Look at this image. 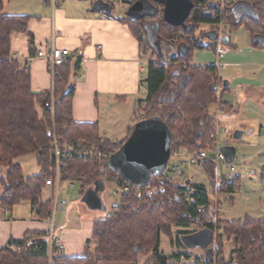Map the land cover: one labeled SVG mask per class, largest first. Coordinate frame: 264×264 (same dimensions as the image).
I'll return each instance as SVG.
<instances>
[{
	"label": "trees",
	"instance_id": "trees-1",
	"mask_svg": "<svg viewBox=\"0 0 264 264\" xmlns=\"http://www.w3.org/2000/svg\"><path fill=\"white\" fill-rule=\"evenodd\" d=\"M135 1L126 0L128 5ZM244 1L257 13L258 20L254 22L247 17L237 16L230 10L231 5L226 8L229 10L227 23L231 31L243 25L251 37L264 35V0ZM205 8L206 4L194 5L186 20V23L193 25L189 34L180 26L169 25L163 18L154 21V33L158 40L169 41L172 35H178L175 45L185 43L187 46L186 54L173 55L168 59L164 57V61L160 60L150 39L153 32L148 29L147 18L126 19L139 42L141 54V45L144 43L156 56L155 60L150 59L146 64V95L135 101L133 115H137V109L142 106L149 110L135 123L157 118L166 124L170 133L169 158L181 151L209 152L212 151L211 147L214 150L210 134L215 128V117L210 113L209 107L217 104L213 84L218 81L222 83L223 80L213 63L200 65L192 62L193 52L206 46L195 39L193 43L188 40L194 37L199 24L217 21L219 10L206 18L202 15ZM2 9L3 0H0V167H7L6 174L1 179L3 190L0 206L9 210L13 205L28 200L37 217L46 219L51 214V199L42 201L40 198L45 180L55 178V160L51 152L53 131L61 147L77 143L96 144L99 149L111 155L128 140L135 124L127 138L122 143H116L100 135L97 122L73 121L72 81L79 70L78 64L73 67L70 59L54 68L51 89L34 94L31 91L29 69L11 56V35L15 32L28 36L30 54L33 52L32 34L27 28L29 17L4 14ZM227 38L229 40V34ZM51 102L52 112L45 105ZM36 104L41 107L40 113ZM25 154L36 155L41 168L38 175L23 177L20 167L13 162L15 158ZM202 165L210 174L209 187L213 194L233 191V180L229 183L215 182L212 185L215 181V162L212 159L203 160ZM61 166L60 179L72 183L78 181L82 192L92 187L97 180L120 176L117 170L110 169L109 160L71 156L63 159ZM233 176L234 179L235 175ZM259 177L264 181V165L260 168ZM193 185L196 190L193 202L185 201L180 195L167 202L164 197L179 189L178 183L168 182L164 173L151 174L148 183L139 187H154L156 192L150 198L145 196L137 210L125 204L104 218L94 220L91 236L97 241V247L93 252L85 251L82 256L77 257L59 255L56 247L49 249L46 235H26L20 240H9L7 245L0 247V264H98L99 261L118 260L136 262L139 255H148L143 264H174V260L181 254H162V234L171 240L173 225L187 229L189 225L195 224V232L202 228H212L207 219L214 217V209L211 208L213 203L203 185ZM128 201L134 202L131 198ZM219 204L220 202L215 205ZM201 220L203 227L199 228L197 223ZM185 229L180 232H191ZM228 240L232 241L233 247L225 256L224 242ZM213 245L210 258L206 259L204 255L202 263L264 264V218L244 217L223 221V229L216 236Z\"/></svg>",
	"mask_w": 264,
	"mask_h": 264
},
{
	"label": "crops",
	"instance_id": "crops-1",
	"mask_svg": "<svg viewBox=\"0 0 264 264\" xmlns=\"http://www.w3.org/2000/svg\"><path fill=\"white\" fill-rule=\"evenodd\" d=\"M58 1L56 2L63 1L60 7H52L48 0H3L4 14L29 17L27 28L32 34L33 52L30 54L28 36L21 32L12 33L11 56L20 64L27 66L31 91L37 94L51 89L53 82L48 62L44 57H38L37 52L48 54L52 46L50 40H53L56 48L75 52L78 63L74 59L70 60L73 67L78 64L79 71L72 81L74 93L71 101V117L75 122H97L102 137L120 143L121 141L110 139L108 136H116L124 130L127 133L130 125L122 121L120 105L124 106L132 102V114L135 101L145 97L146 64L144 66V63L149 59L143 58L139 42L126 22L127 17L110 18L102 14L103 12L94 11L92 5L87 6L83 3L66 5L65 0ZM55 31H59L60 34L54 36ZM228 41L226 44L216 41V50L212 54L204 49L195 50L192 62L200 65L214 63L217 52L222 53L224 45L230 46L231 50L226 54L222 53L223 57L219 60L220 68L226 67L229 71L230 77L225 78L228 85L226 89L222 85L224 89H221L219 104L217 98V104L210 106L209 111L215 117V126L219 123L224 128L220 134L222 144L234 145L241 137L239 139H233V135L232 139L227 137L229 136L227 125L235 123L233 125L241 130L242 136L250 125L247 107L252 103L264 101V47L256 46L253 37L241 50H237L236 46L231 44L230 35ZM172 54L176 55L175 49ZM241 56L245 58L240 60ZM219 77L222 79L220 74ZM219 108L222 112L217 114ZM36 109L41 112L38 104ZM103 111L108 112L107 116L105 115L106 119L102 115ZM259 118L264 119V116ZM103 120L106 128L104 130H102ZM27 155L36 163L34 170L29 173L23 172L24 167L20 163V158ZM13 162L20 167L23 177L38 175L41 172L35 154L19 156ZM6 171V166L0 167V196L3 190L1 179ZM54 181L42 187L40 200L50 199L44 197V190L48 188L51 195L56 189ZM189 184L194 186L191 178ZM56 204L53 210L51 206V215L46 219L37 217L35 209L28 200L13 205L9 210L0 206V247L7 245L9 240H20L26 235L44 234L48 239L49 234L52 233L63 246L58 249L59 255L77 257L82 256L85 251L93 252L97 247V241L91 236L94 221L78 222L70 228L56 232L53 221L54 210L57 209L64 214L67 211V205L62 208L58 201ZM176 227L178 230L185 229L181 226ZM189 232L186 234L177 231L176 247L173 251L181 255L174 260V264H182L184 261L193 264L195 259H198V256H192L193 251L184 248L183 237L195 231L191 229ZM231 247L233 243L229 245L228 252Z\"/></svg>",
	"mask_w": 264,
	"mask_h": 264
},
{
	"label": "rangeland",
	"instance_id": "rangeland-1",
	"mask_svg": "<svg viewBox=\"0 0 264 264\" xmlns=\"http://www.w3.org/2000/svg\"><path fill=\"white\" fill-rule=\"evenodd\" d=\"M58 1V0H56ZM95 0H65V4L69 5L71 3L80 4L83 3L87 6H91ZM111 3V12L109 14L102 13L110 18H124L127 17L126 13L128 11V3L124 0V6H120L118 4V0H109ZM59 2V1H58ZM234 1L233 3H235ZM63 4V1L60 2ZM232 3V4H233ZM60 7V6H57ZM158 12L156 16L151 17L152 20L158 21L162 18V5L157 4ZM229 14V10H224L223 17L224 21L222 23V33L224 35H230V41L232 45H235L237 50H241L243 47L249 44L251 41V36L248 30L243 26H239L237 29L231 31L229 23H227V17ZM148 21V19H146ZM211 28L210 24H199L197 26L196 31L193 36H197L201 31L208 30ZM231 31V32H230ZM230 32V33H229ZM177 34V33H176ZM177 36V37H176ZM157 35L154 33V39ZM193 39V38H192ZM169 40V39H165ZM189 40V39H188ZM161 44V50L165 57H170L173 55V51L177 50L176 42L178 41V35H172L169 41H160L157 40ZM206 48L204 50L209 53H213L216 50L215 42L205 43ZM141 48L143 50L142 56L145 59L155 60L156 56L152 51L149 50L147 44H142ZM230 49V46H223L221 50L223 54H226ZM245 57H239L240 60ZM148 61V62H149ZM147 62V63H148ZM144 63V66L145 64ZM218 74L222 77L223 80L225 78L230 77L229 71L226 67L217 68ZM52 78L54 76V71H51ZM225 89L227 87H224ZM223 88V89H224ZM222 89V90H223ZM135 104V103H134ZM39 105V104H38ZM131 105L132 102L126 105H120L122 113V121L130 125L127 130H124L121 133H118L116 136L109 135L108 137L113 140L121 141L122 143L127 136L129 135L130 129L135 122L144 117L145 112L149 109L146 106H142L137 109V115H133V107L131 114ZM247 110L250 115V122L248 128L245 130L244 134L241 136L240 141L235 143L233 146L235 147V157L233 161L230 163V166L233 167L232 170L225 164L216 165L214 168L215 177L218 178L219 181H225L227 178H231L233 182L234 189L232 192H224L219 191L217 197L216 194L210 190V174L204 168L202 164H192L190 166H184L182 169L183 176H188L191 178L192 184L203 185L206 188L208 193V197L212 204V209H214V216H216V220L218 223L223 224V221L230 220H238L243 219L244 217L250 218H264V181H262L259 177V171L262 165H264V119L259 118V116H264V101L259 103H252L247 107ZM53 111V109H52ZM51 111V112H52ZM108 112L103 111L102 115H104V119H106ZM259 118V119H257ZM235 124V123H233ZM227 125V132H229V138L232 139V135L234 131H241L238 127L234 125ZM237 125V124H236ZM106 129L104 126V120L102 122V130ZM53 131V130H52ZM53 134L55 135L54 131ZM223 137V136H222ZM213 150V147H211ZM210 152V151H209ZM179 153V154H178ZM182 153V154H181ZM189 154L187 152L181 151L176 152V156L169 158V163L178 164V161L184 160L185 155ZM20 163L24 167L23 172L29 173L34 170L36 167V163L33 158L29 155L20 158ZM180 163V162H179ZM225 163V162H224ZM179 165V164H178ZM167 172V168L165 169ZM232 173L235 175L232 176ZM55 180V181H54ZM54 181V185L56 187L50 195V190L46 188L44 190V197H49L51 199L52 210L55 207L56 202L60 201L62 198H65L67 203V211L65 214L62 211L54 210V227L56 232H59L60 229L70 228L71 226L77 224L78 222H88L94 221L96 219L104 218L108 213L115 211L116 206V197L113 196L112 190L114 189V183L112 179H105L97 182L94 187L98 188L100 198L102 201V208H89L86 203L83 201V195L85 192L81 191V185L78 181L68 182L62 181L60 177L58 181L56 178L51 180ZM211 196L217 198L220 202L218 206L215 205V200L212 199ZM214 198V199H215ZM70 202V203H69ZM69 204V205H68ZM60 205V204H59ZM61 206V205H60ZM62 207V206H61ZM63 208V207H62ZM213 214V213H212ZM51 215V214H50ZM210 219V218H209ZM208 220V219H207ZM201 222L197 223V226L200 225ZM195 224H191L188 226V229L191 230L195 228ZM177 231H182L181 229H177L176 225L171 227V240L169 242V238L165 235H161L160 248L164 253L172 254L176 253L175 250V239L177 238ZM218 237V235H217ZM225 237H223L224 239ZM216 239V238H215ZM225 240V239H224ZM232 241L228 240L224 242V252L225 256L228 254V247L231 245ZM213 243L209 247L213 248ZM188 250L193 251V257L198 256V259H195L193 264H202V259L205 254L204 249L193 245L190 239L187 237L185 240V247ZM232 248V247H231ZM174 250V251H173ZM162 252V253H163ZM148 258V255H139L135 261H99L98 264H143L145 260ZM180 264V263H178ZM182 264H189L188 262Z\"/></svg>",
	"mask_w": 264,
	"mask_h": 264
},
{
	"label": "water",
	"instance_id": "water-1",
	"mask_svg": "<svg viewBox=\"0 0 264 264\" xmlns=\"http://www.w3.org/2000/svg\"><path fill=\"white\" fill-rule=\"evenodd\" d=\"M157 4L162 5V18L171 26H180L186 34H189L193 28L191 23H186L191 10L194 7L192 0H136L128 7L127 17L136 20L143 18H151L157 15ZM219 5L215 2H208L202 15L206 18L211 16V10H217ZM92 9L96 12L109 14L111 12V4L104 0H95L92 3ZM230 10L239 15V17H247L256 22L257 13L244 0H238L232 4ZM148 29L153 32L150 37L155 45L156 52L161 61H164V55L161 50V44L154 39L155 23H149ZM202 36L212 42L219 41L222 44L228 42L227 36H218L213 29L204 31ZM157 38V37H156ZM255 45L264 47V35L257 34L253 37ZM199 44L202 41L199 40ZM187 53L185 43L177 45L176 55H184ZM222 85L227 87L228 83L223 80ZM241 131L233 133V139H239ZM170 133L164 122L157 118H148L135 124L130 137L121 147L112 153L109 157L110 169L118 171L119 175L126 181L135 185H144L148 183L151 174H161L170 157L169 151ZM219 151L224 157V162L230 164L235 157V147L233 145L222 144ZM232 175H234L232 173ZM102 181L97 180L94 185ZM94 185L87 189L83 195V201L89 208H102V201L98 188ZM214 186V182H212ZM103 209V208H102ZM189 238L193 245L205 250V258L209 259L213 248L209 247L213 243V233L209 228L199 229L195 233L185 235L183 240Z\"/></svg>",
	"mask_w": 264,
	"mask_h": 264
},
{
	"label": "built area",
	"instance_id": "built-area-1",
	"mask_svg": "<svg viewBox=\"0 0 264 264\" xmlns=\"http://www.w3.org/2000/svg\"><path fill=\"white\" fill-rule=\"evenodd\" d=\"M52 7L60 6V3L56 2V0H48ZM110 3L109 0H104ZM208 2H215L219 5V12L217 14L216 22L210 23L211 29H213L215 32H217L218 36L222 34V23L224 21V15H223V8L225 5H229L233 2V0H193L194 5L200 6L201 4H207ZM111 4V3H110ZM118 4L120 6H124V0H118ZM60 34L59 31H55L54 36H58ZM189 41H192L191 38H189ZM219 42V41H218ZM220 43V42H219ZM51 49L48 54H43L42 52H37L38 57H44L46 61L48 62V66L51 71L54 70L56 66H59L63 64L68 59H74L78 63V57L75 52H72L71 50L64 49V48H56L53 45V40H50ZM223 57L222 53L220 51L217 52V57L215 62L213 63L217 68H220L219 60ZM222 89V83L220 81L216 82L212 86V90L216 93L218 98V104H219V95ZM46 107L49 108L50 111L53 109V104L46 103ZM222 109L217 110V114L221 113ZM224 131V128H222L219 123H216V126L213 130V132L210 134V138L212 140V143L214 144V150L208 152V151H198L194 153H189L185 155L184 160L178 161V164L175 163H169V161L166 164L165 169L167 168V172H165V169L162 173H164L165 179L168 182H176L179 185V189H177L175 192H172L170 194H167L164 197V200L167 202H171L173 200L174 196L180 195L184 198L187 202H193V194L196 193V190L194 186H191L189 184V178L188 176H183L182 169L184 166H190L192 164H201L203 160H209L212 159L215 162L216 165L225 164L230 168V170L233 169L230 164L224 163V157L222 153L219 151L220 146L222 145V141L220 138L221 132ZM51 152L53 153L54 160H55V178L58 181V178L60 177V171H61V164L63 159H68L71 156L77 157V158H89V159H99V160H109L110 154L109 152L102 151L98 148L96 144H84V143H77L75 145H65L64 147L60 146V142L57 141L55 138V135L53 134V145L51 147ZM173 156H176V153H174ZM180 162V163H179ZM106 171V168L103 169V172ZM114 183V189L112 190V194L114 197H116V210L119 209L121 206L125 204H129L133 206V210H137L139 204L142 200H144V197H152L154 196L156 192V188L154 187H139L140 185L131 184L128 181L124 180L121 176H114L111 178ZM231 181V178H227L225 180L226 183H229ZM215 182L218 184L220 181L217 177H215ZM51 179L45 180L46 185H50ZM147 184V183H146ZM136 187V188H135ZM207 196L208 193L206 192ZM218 194H216L215 197H217ZM213 200H215V204H217L219 201L214 196H211ZM133 199L134 202H129L128 199ZM215 198V199H214ZM68 201L66 199H61L59 201V204L64 207L66 206ZM207 223L212 224V228L210 229L213 233V241L215 240L216 236L221 232L223 229V224H220L216 220V216L213 218H210L207 220ZM199 228L203 227V223H200L198 226ZM48 246L50 247H56L57 249H61L63 246L59 240L55 239L53 234L50 233L48 236ZM202 264H214L213 263H202Z\"/></svg>",
	"mask_w": 264,
	"mask_h": 264
},
{
	"label": "flooded vegetation",
	"instance_id": "flooded-vegetation-1",
	"mask_svg": "<svg viewBox=\"0 0 264 264\" xmlns=\"http://www.w3.org/2000/svg\"><path fill=\"white\" fill-rule=\"evenodd\" d=\"M234 1H236V0H233V2H234ZM233 2H232V3H233ZM232 3L229 4V5H225L224 8H223V10H226V8H229V7L232 5ZM219 8H220V7H218L217 10L212 9V10H211V12H212L211 14H213V13L216 12V11H218ZM237 16H239V15L237 14ZM147 19H148V24L154 22V20H152L151 18H147ZM210 29H211V28H210ZM210 29H208V30H210ZM204 31H207V30H203V31H201L197 36L193 37V39L191 38V39H192L191 43L194 42V39L197 40L198 42H199V40H201L203 45H205V43H210V42H212V41H210L209 39H207L206 37L202 36V33H203ZM220 36H227V35H224V34L222 33V34H220ZM188 39H189V38H188Z\"/></svg>",
	"mask_w": 264,
	"mask_h": 264
},
{
	"label": "bare ground",
	"instance_id": "bare-ground-1",
	"mask_svg": "<svg viewBox=\"0 0 264 264\" xmlns=\"http://www.w3.org/2000/svg\"><path fill=\"white\" fill-rule=\"evenodd\" d=\"M194 4V3H193ZM179 154V153H178ZM182 154V153H181Z\"/></svg>",
	"mask_w": 264,
	"mask_h": 264
}]
</instances>
